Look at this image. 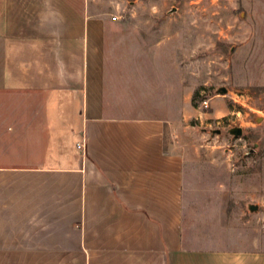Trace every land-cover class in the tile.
Instances as JSON below:
<instances>
[{
    "label": "crops",
    "instance_id": "1",
    "mask_svg": "<svg viewBox=\"0 0 264 264\" xmlns=\"http://www.w3.org/2000/svg\"><path fill=\"white\" fill-rule=\"evenodd\" d=\"M94 9L0 0V264H264L186 211L148 55Z\"/></svg>",
    "mask_w": 264,
    "mask_h": 264
},
{
    "label": "rangeland",
    "instance_id": "2",
    "mask_svg": "<svg viewBox=\"0 0 264 264\" xmlns=\"http://www.w3.org/2000/svg\"><path fill=\"white\" fill-rule=\"evenodd\" d=\"M88 2L148 55L144 92L166 151L183 160L186 211L199 208L232 248L264 251V41L253 39L264 0Z\"/></svg>",
    "mask_w": 264,
    "mask_h": 264
},
{
    "label": "water",
    "instance_id": "3",
    "mask_svg": "<svg viewBox=\"0 0 264 264\" xmlns=\"http://www.w3.org/2000/svg\"><path fill=\"white\" fill-rule=\"evenodd\" d=\"M222 92H223V93H226V90L223 89ZM230 132H231L232 135H235V136H237V137L241 136L242 133H243L242 129H239V128L233 129V130H231ZM219 133H220V132H219ZM250 209H251L252 211H255L257 208H256V207H251Z\"/></svg>",
    "mask_w": 264,
    "mask_h": 264
},
{
    "label": "built area",
    "instance_id": "4",
    "mask_svg": "<svg viewBox=\"0 0 264 264\" xmlns=\"http://www.w3.org/2000/svg\"><path fill=\"white\" fill-rule=\"evenodd\" d=\"M113 20L115 21V20H117V18H113ZM78 149H80V150H84V148H85V144L83 143V144H78Z\"/></svg>",
    "mask_w": 264,
    "mask_h": 264
}]
</instances>
